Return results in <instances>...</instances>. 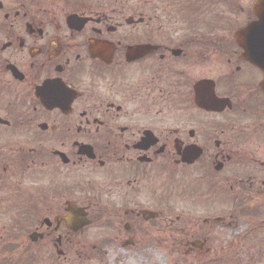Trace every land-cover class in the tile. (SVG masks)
Returning a JSON list of instances; mask_svg holds the SVG:
<instances>
[{"label": "flooded vegetation", "instance_id": "obj_1", "mask_svg": "<svg viewBox=\"0 0 264 264\" xmlns=\"http://www.w3.org/2000/svg\"><path fill=\"white\" fill-rule=\"evenodd\" d=\"M259 1L0 0V264H254L264 71L234 33Z\"/></svg>", "mask_w": 264, "mask_h": 264}, {"label": "rangeland", "instance_id": "obj_2", "mask_svg": "<svg viewBox=\"0 0 264 264\" xmlns=\"http://www.w3.org/2000/svg\"><path fill=\"white\" fill-rule=\"evenodd\" d=\"M239 14L242 15V12L241 13L239 12ZM226 19L235 20V18H233V14H230L228 12L226 13ZM211 20L214 19L211 18ZM227 33L230 34L229 32H223L221 34H227ZM175 205L178 211L197 209V207L191 205L190 201H183L182 199H178ZM200 209L203 210V208ZM7 221L8 220H4L3 224H1L0 226L1 227L4 226L6 229H9L10 225L7 223ZM12 221L13 220L10 219L8 222H10L11 225H14V223H11ZM242 226L243 225L240 226L241 228H239L238 231H242ZM243 228L245 229V227ZM236 231L237 230L228 232L229 241H233V239H235L233 237L236 236ZM263 239H264V235H260L258 243H264ZM92 253L93 255L90 256L91 258L105 259L106 261H104V263L107 264H113V262H115L116 260L124 261L118 264H168L167 263L168 260H173L174 258H176V256H174L173 252L171 251H155V250H148V251L106 250V251H95ZM253 254H254L253 259H255L254 264H264V246H259V248H257ZM245 255H246V251L243 252V256L241 255L240 258L242 259L243 257H245Z\"/></svg>", "mask_w": 264, "mask_h": 264}, {"label": "water", "instance_id": "obj_3", "mask_svg": "<svg viewBox=\"0 0 264 264\" xmlns=\"http://www.w3.org/2000/svg\"><path fill=\"white\" fill-rule=\"evenodd\" d=\"M255 13L260 21L238 32L235 38L247 52V59L264 71V0L256 5Z\"/></svg>", "mask_w": 264, "mask_h": 264}]
</instances>
